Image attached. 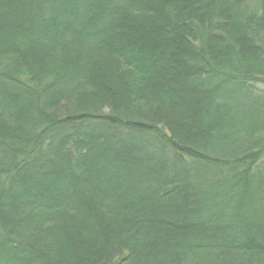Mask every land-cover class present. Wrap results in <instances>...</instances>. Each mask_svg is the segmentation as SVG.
Masks as SVG:
<instances>
[{
	"label": "trees",
	"instance_id": "trees-1",
	"mask_svg": "<svg viewBox=\"0 0 264 264\" xmlns=\"http://www.w3.org/2000/svg\"><path fill=\"white\" fill-rule=\"evenodd\" d=\"M0 264H264V0H0Z\"/></svg>",
	"mask_w": 264,
	"mask_h": 264
}]
</instances>
